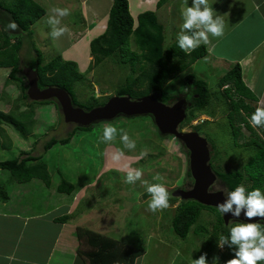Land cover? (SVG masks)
I'll use <instances>...</instances> for the list:
<instances>
[{"label": "rangeland", "instance_id": "374dc122", "mask_svg": "<svg viewBox=\"0 0 264 264\" xmlns=\"http://www.w3.org/2000/svg\"><path fill=\"white\" fill-rule=\"evenodd\" d=\"M3 1L5 4L16 5L21 0ZM35 1L40 6L43 3V0ZM50 1V5L43 3L46 14L33 24L30 31H21L20 39L22 42L25 41L19 51L23 57V67H30L29 65L36 60L34 45L41 50L45 61L58 55L65 60L76 61L78 71L83 74L82 81L76 85L79 102L83 104L88 101L94 102L92 99H97L101 103L108 102L110 98L117 95L119 86L129 75L134 74L136 77L140 74L143 63L145 64L146 61L141 60L142 63L135 66L136 73H133L134 68L129 62H124L126 56L123 54L112 57L113 59H106L100 65H95L90 42L106 29L111 4L109 0H89L88 2L57 0L58 7L53 6L56 0ZM131 1L135 2V0ZM145 1L153 2V0ZM67 2L71 3L69 7ZM54 8L70 9V14L62 18L60 25V27L66 26L68 31L56 39L51 37L52 28L47 22ZM170 16L164 31L166 36L164 48H168L176 40L180 31L174 28L183 24L178 12L173 11ZM134 17L137 19V15ZM9 21H12L11 15L0 10V36L3 39L8 36L11 40L17 38L20 29L17 27L14 31L7 30L6 25ZM1 38L0 41H2ZM130 51L141 55L135 38H132L130 42ZM1 59L4 60L3 57H0ZM200 64L205 68L211 67V63H207V60H202ZM8 70L0 68V98L4 100L0 102V111L4 113L30 111L31 108L27 104L29 100H23L18 83L13 80H10L9 84L6 83ZM189 74H191L190 69L173 79L165 88L167 92L174 93L177 97L168 104L173 105L177 100L184 98L187 100V115L196 112L193 121L181 124L179 129L185 132L197 131L208 140L212 153L211 166L214 171L230 172L242 169L254 155L255 148L239 146L234 139L233 127L227 117L232 109L230 100L233 97L229 94L226 96L227 92L223 94V88L219 87V75L223 73H211L207 77L213 91L216 92L213 105L205 111L192 109V90L185 84L186 76ZM152 94L160 98V93ZM34 103L36 104L32 108L36 112L34 119L38 126L36 127L35 124L31 126L29 134H24L14 125L2 124L6 134H0V158H18L21 152L31 145L33 148L31 155L45 158L43 161L49 164L54 182L57 183L65 178L77 186L89 185L80 209L73 216L75 220L70 221V224L80 221V224L89 230L100 232L125 243L128 248H132V251H144V254L139 256L140 263L138 264H192L202 245L212 236L218 225L216 212L203 210L200 219L191 228L187 238L183 239L174 231L172 222L178 213L181 199L177 197V202L169 201L166 209L153 213L148 210L150 195L146 191V184L143 183L147 181L149 184H164L169 192V198L173 196L175 190L192 189L194 180L192 175H189L191 173L190 155L185 144L172 135H162L151 115L119 116L112 121L95 123L89 131L78 130L74 141L67 145L57 144L46 150L44 144L52 137L65 138L78 125L65 121L57 100L52 99V104H42L43 101H34ZM250 103L254 104L255 108L258 107L257 101ZM19 118L22 117L15 120ZM23 119L19 121L26 125ZM105 123H111L117 129L124 128L130 138L136 141V148L134 150L124 149L119 136L114 142L103 143L100 137ZM246 127H242L241 130L243 135L239 139L241 145L253 138L251 131ZM27 128L30 129V125H27ZM254 130L264 140V127L254 128ZM214 143L218 150L216 156H214L212 147ZM118 149H123L125 156L119 161H114L112 154ZM143 150H147L149 155L140 158V152ZM132 168L140 169L143 176L140 181L129 184L125 177L127 170ZM157 177L159 179H156ZM15 183L9 171L1 170L0 199L3 196L13 199L10 205L13 210L21 213L28 210V202L37 201L41 206L47 203V195H44L43 189H19ZM251 184L252 182L249 181L244 186L248 190ZM210 190L212 192L223 191L224 195L229 192L220 178ZM48 196L51 197L52 194L49 193ZM53 199H55L54 196ZM80 243L79 256L84 264H87L88 259L84 253L87 254L94 249L89 246L86 237H82ZM209 264L212 263L209 262Z\"/></svg>", "mask_w": 264, "mask_h": 264}, {"label": "trees", "instance_id": "16d2710c", "mask_svg": "<svg viewBox=\"0 0 264 264\" xmlns=\"http://www.w3.org/2000/svg\"><path fill=\"white\" fill-rule=\"evenodd\" d=\"M166 1L161 0L160 4L162 5ZM0 10H4L10 14L12 21H15L18 28L23 32L30 31L33 24L46 14L44 7L40 6L34 0H21L16 5L5 4L3 0H0ZM132 38L136 39V43L141 50V55L130 51ZM1 40L0 57H3L6 61L1 59L0 66L12 67L10 72L11 79L19 82L22 98L25 101L29 100L27 104L31 110L21 111L20 113L10 112L8 114L0 111V134L5 135L4 128L2 127L4 123L14 125L16 128L21 129V132L24 134H29L31 132V126L35 124V110L32 107L36 103L29 99L26 78L24 76L21 78L17 77L21 70L18 51H20L22 44L16 37L10 40L6 36L5 39L1 38ZM165 41L164 27L159 23L154 12L147 11L141 13L135 21L130 12L128 0H113L106 29L90 42V49L95 59V65H100L106 59L123 54V56H126L124 62H129L134 68L133 73H136L135 66L141 64V60H145L146 63H143L140 74L136 77L134 74L129 75L125 82L121 83L116 94L118 96H130L136 100L157 92L160 93L159 99L163 103L168 104L176 100L177 97L174 93L165 90L167 85L185 72L196 61L206 56L207 49L204 45H201L197 49L185 53L179 48L177 39L168 48H164ZM33 47L37 58L31 66L38 72L39 86L42 89L50 86L65 89L71 95L74 105L80 106L87 111L102 106L107 102L101 103L97 99H92L94 102L88 101L84 104L79 102L76 95V85L82 81L83 74L78 71L77 62L65 60L61 55L45 61L41 50L36 48L35 45ZM185 84L192 90V109L205 111L213 105L216 91H213V88L208 82L197 79L194 75L189 74L186 76ZM219 87L223 88V94L227 92L226 96L229 94V96L233 97L230 100L232 109L227 117L233 127V135L236 143L239 146H252V148H255V153L250 161L240 170L230 172H219L215 170V172L226 184L229 191L249 181L252 184L248 188V191L255 188L264 190V140L248 122L249 117L256 110L250 102L256 101L257 98L245 85L239 63L220 78ZM50 103L52 104L51 100H46L42 104ZM195 113L187 115L182 125L193 121L196 116ZM18 117L22 118L15 120ZM20 119H23V122L26 121V125L21 123L19 121ZM27 125H30V129L27 128ZM92 126H77L65 138L58 139L53 137L47 143L45 149L48 150L57 144L67 145L72 141L78 130L89 131ZM245 126L249 128L253 138L241 145L239 139L243 137L241 130ZM212 147L214 156H216V152L218 151L216 144L214 143ZM24 155L26 157L22 158ZM43 160L44 158L42 156H32L31 152L22 151L18 158L0 161V168L9 171L12 180L16 183L22 184L34 178H39L47 186H51L52 176L48 164ZM58 190L62 193L71 194L75 190V185L63 178L58 186ZM5 198L7 197L5 196ZM169 201L175 203L178 201V198L172 196L169 198ZM181 201L178 207V213L172 221L176 234L183 239L187 238L191 228L200 219L203 210L216 212L218 225L215 227L212 236L202 245L195 259L207 254V259L212 264H227V261L234 258V249L230 248L227 244L223 249H220L217 246V241L221 234L225 236L229 235L230 227L235 224L226 225L223 215L215 207L203 205L195 200ZM67 218L68 216L55 220L58 222H66ZM260 224L264 227V224ZM82 237H86L89 246L94 249L87 254L84 253L88 259L87 264H135L136 259L144 254V251H132V248H128L125 243L109 236L100 235L91 230L81 229L80 238ZM260 264H264V262H260Z\"/></svg>", "mask_w": 264, "mask_h": 264}, {"label": "crops", "instance_id": "0c3cea01", "mask_svg": "<svg viewBox=\"0 0 264 264\" xmlns=\"http://www.w3.org/2000/svg\"><path fill=\"white\" fill-rule=\"evenodd\" d=\"M84 1L88 2L89 0H82V2ZM109 1L111 3L109 5L110 12L113 0ZM128 1L133 17L152 11L156 14L159 23L163 25L164 31L171 13L173 11L178 12L182 17L181 10L186 6L185 0H167L162 5L160 4L161 0H153L152 3H147L145 0ZM43 3L50 5L51 1L43 0ZM209 3L217 14L223 16L225 21L224 35L222 37H212L209 34L208 44H201L207 49L206 56L196 61L188 69L196 78L209 83L208 75L223 73L219 75L220 80L224 74L239 63L245 85L257 98L258 106L264 107V0H217V2L216 0H209ZM58 4L59 2L56 0L53 6L58 7ZM67 4L68 7L71 5L69 2ZM188 6H191V0H188ZM134 19L136 21L135 17ZM181 22H184L183 18ZM182 25L178 28L175 27L174 30L181 31ZM20 34L21 30L17 38L21 41L22 48L25 41L22 42ZM19 59L21 70L17 77L21 78L25 77L23 69L27 66L23 67L24 62H22L23 57L21 54H19ZM202 60H207V63L210 62L211 67L201 66L200 62ZM31 65L29 66L32 67ZM0 68L9 69V74L5 79L6 83L9 84L12 81L10 74L12 67L0 66ZM15 82L18 83L20 88L19 82ZM26 84L28 86V81ZM1 100L3 98H0V102ZM35 126L37 127L38 124H35ZM49 141L44 144V148ZM72 141H74V138ZM32 149L29 145L24 151L31 152ZM4 160H8V158H0V161ZM48 168L50 171L49 164ZM1 170L0 168V172ZM50 174L52 176L51 171ZM60 182L56 183L52 178V185L47 186L43 180L34 178L22 184L15 183V186L17 185L19 189H43L42 192L45 196L47 195L48 201L44 199L47 203H43L42 206L37 201L34 203L28 202V199H30L28 197L27 205L29 209L24 210L22 213L11 208L10 205L14 201L13 199L4 196L0 199V264H84L79 256L81 248L80 231L81 229H89L80 224V221H75V224L69 222L75 220L73 216L80 209L89 185H75L74 192L68 194L58 190ZM47 191L52 194L51 197L48 196ZM53 196L56 200L53 199ZM66 216H68L66 222L55 220ZM75 217L77 218V216ZM94 232L104 235L97 231ZM9 255H13L15 259L13 261L6 259ZM138 259L139 257L136 259L135 264L140 263Z\"/></svg>", "mask_w": 264, "mask_h": 264}, {"label": "clouds", "instance_id": "9594fccd", "mask_svg": "<svg viewBox=\"0 0 264 264\" xmlns=\"http://www.w3.org/2000/svg\"><path fill=\"white\" fill-rule=\"evenodd\" d=\"M217 2V0H216ZM185 7L181 10L183 25L177 34L179 48L185 53H189L201 44H208L209 34L212 37H222L225 31V21L223 16L217 14L209 0H185ZM53 14L48 17V24L51 26L50 33L53 39L63 36L68 28L60 27L62 18L70 14L68 8H54ZM18 25L15 21H9L6 25L7 30H16ZM249 124L254 128L264 127V107L258 106L248 119ZM119 136L124 149L134 150L136 141L131 139L124 128L117 129L111 123H105L100 137L105 144L114 142ZM147 150L140 152V158L148 156ZM125 156L123 149H118L112 154L114 161H119ZM143 172L140 169L132 168L126 172V182L133 184L140 181ZM156 179H159L158 177ZM146 184V191L150 195L148 210L155 213L157 210L166 209L169 206V192L162 183ZM217 209L222 215L231 213L233 217H240L243 212L247 221L254 217L264 221V190L255 188L248 191L244 185H238L234 190L225 193L223 201L217 203ZM231 224V223H230ZM234 249V258L227 261V264H260L264 262V227L260 221L238 222L229 229V235L221 234L218 237L217 246L223 248L225 245ZM13 261L15 257H6ZM192 264H209L207 254L201 255L198 259H193Z\"/></svg>", "mask_w": 264, "mask_h": 264}, {"label": "water", "instance_id": "95a60500", "mask_svg": "<svg viewBox=\"0 0 264 264\" xmlns=\"http://www.w3.org/2000/svg\"><path fill=\"white\" fill-rule=\"evenodd\" d=\"M23 73L28 81L27 94L32 101H46L55 99L62 109L64 119L80 127H88L98 122L112 121L119 116L135 117L151 115L162 135H172L182 141L190 155V171L194 180V187L190 190L178 189L173 192L174 197L181 200H195L203 205L217 208V203L225 198L224 192H212L210 189L219 178L211 166L212 153L208 140L197 131H181L179 128L187 118V100L181 98L173 105L163 103L154 94L139 99L130 96H114L104 105L89 111L75 106L71 95L62 88L50 86L42 89L39 86V76L35 68L26 67ZM224 222L229 225L232 221L256 222L264 224L261 218L254 217L247 221L243 212L240 217H233L231 213L223 215Z\"/></svg>", "mask_w": 264, "mask_h": 264}, {"label": "built area", "instance_id": "2783aa9c", "mask_svg": "<svg viewBox=\"0 0 264 264\" xmlns=\"http://www.w3.org/2000/svg\"><path fill=\"white\" fill-rule=\"evenodd\" d=\"M223 248H224V247H223ZM223 248H222V249H223Z\"/></svg>", "mask_w": 264, "mask_h": 264}, {"label": "flooded vegetation", "instance_id": "af4514ba", "mask_svg": "<svg viewBox=\"0 0 264 264\" xmlns=\"http://www.w3.org/2000/svg\"><path fill=\"white\" fill-rule=\"evenodd\" d=\"M187 104V103H186Z\"/></svg>", "mask_w": 264, "mask_h": 264}]
</instances>
